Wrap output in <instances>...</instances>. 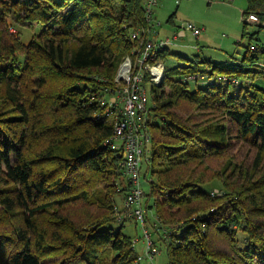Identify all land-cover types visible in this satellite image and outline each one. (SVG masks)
<instances>
[{
  "label": "trees",
  "instance_id": "16d2710c",
  "mask_svg": "<svg viewBox=\"0 0 264 264\" xmlns=\"http://www.w3.org/2000/svg\"><path fill=\"white\" fill-rule=\"evenodd\" d=\"M247 3L264 17V0ZM148 16L146 0H0V264H139L117 202L132 184L114 138L116 78L157 41ZM245 49L219 63L164 47L162 82L144 70L143 206L166 264H264V44ZM169 55L188 64L168 68ZM214 181L218 193L201 188Z\"/></svg>",
  "mask_w": 264,
  "mask_h": 264
},
{
  "label": "rangeland",
  "instance_id": "374dc122",
  "mask_svg": "<svg viewBox=\"0 0 264 264\" xmlns=\"http://www.w3.org/2000/svg\"><path fill=\"white\" fill-rule=\"evenodd\" d=\"M247 6L248 3L246 0V8ZM237 12L238 11L234 9L233 6L225 5L222 0H158V3L152 7V15L156 24V28L159 30L160 35L163 38H166L164 37L166 34L173 36L175 32L185 33V36L177 42L181 43V46L183 47V49L178 50L180 54L184 55V53H186L188 57L192 59L201 57L202 60L207 59L209 55H212V59H214V61H217L216 59L222 57V54L220 53L222 39L226 41L227 47L238 49V51L234 53L237 55L242 54L245 51V48L248 46L250 41L258 43L260 46H263L264 44V27H261L260 29L259 25L256 23H250L247 25L248 35H243V22L236 26L235 19ZM173 13V22H170L168 19L171 15H173ZM189 21L205 28L201 32L199 36L200 38H196L191 31L185 29V25ZM236 27L237 36L236 38H233L234 33H236ZM258 30L260 31L257 32ZM249 34H254L255 37L251 39ZM231 39H235L233 44H230L229 42ZM171 51L174 52L176 50L171 49ZM260 61L264 63V57L261 58ZM263 63L261 65L262 68H259L260 70L264 69ZM186 64H188V62L177 55H169L168 60L166 61V66L168 68ZM201 69L204 71L208 70V68L202 63ZM208 82L209 78L205 77L200 79L197 83L194 80H190V85L192 87H195L196 85L206 86ZM256 83H260L259 85L264 87V81L261 82L257 79ZM106 99L108 101H115L114 96L109 94L107 95ZM115 143L120 145L122 142L121 140H116ZM145 171L146 164H144L141 172L140 185L145 192H148L150 188L151 173L148 172L146 174ZM201 188L205 190H213L214 192L218 193L222 186L219 181H214L209 184L201 185ZM120 201L121 197L117 199V202L119 203L118 207L120 208L119 211H122L124 213L123 215H125L124 202L122 204ZM145 202L146 197L144 196V206ZM153 202L154 197L150 199V204H153ZM146 218L147 222L144 226L141 221H137L131 217H125V219H123V230L125 233L131 236L132 239H134L135 248L139 254L144 256L139 264H166L168 261L167 249L160 241V237L163 234V229L158 228L159 222L155 215V211L150 207L147 209ZM121 225L122 223L120 221L111 222L106 224L104 228L109 229L112 227L113 229H116L117 227L120 228ZM147 233L151 236V239L155 242L160 250L153 260H150L147 256H145Z\"/></svg>",
  "mask_w": 264,
  "mask_h": 264
},
{
  "label": "built area",
  "instance_id": "2783aa9c",
  "mask_svg": "<svg viewBox=\"0 0 264 264\" xmlns=\"http://www.w3.org/2000/svg\"><path fill=\"white\" fill-rule=\"evenodd\" d=\"M157 3L158 0H146L150 24L152 21V7ZM248 20L258 21L259 18L257 14L252 13L248 16ZM185 29L191 31L196 38L204 30L202 26L190 21L186 23ZM148 31L152 37L157 38L159 35L155 25L151 24ZM172 42L173 40L170 38L148 41L139 60L140 68L135 70L131 57L127 56L122 61L116 78L117 81H122L126 84L120 92L123 102L121 110L123 115L117 119L114 134L115 140H121L122 142L120 147L124 155V169L132 184L124 200L125 213L127 217L141 221L143 225H145L146 220V210L143 206L145 191L140 185V178L145 155L144 150L146 142L149 139L145 122L148 93L146 87L143 85L144 70L149 71L151 83L155 85L160 84L164 78L165 65L161 62H155L157 50L167 47ZM251 49H255V46L252 45ZM146 236L145 256L153 260L160 250L148 233ZM143 257L142 254H139L137 261L140 262Z\"/></svg>",
  "mask_w": 264,
  "mask_h": 264
},
{
  "label": "crops",
  "instance_id": "0c3cea01",
  "mask_svg": "<svg viewBox=\"0 0 264 264\" xmlns=\"http://www.w3.org/2000/svg\"><path fill=\"white\" fill-rule=\"evenodd\" d=\"M222 2L225 4V5H230V6H233V8L234 9H236L238 12H237V14H236V19H235V21H236V26L237 25H239L241 22H243V25H244V21L246 20L247 22H249V24L250 23H256L257 25H259V27H260V29H261V27H264V17H262V18H260L258 21H255V20H252V21H250V20H248V16L247 15H245L244 13H245V11H246V0H222ZM233 3H235V4H233ZM240 12H241V14H240ZM172 16H174V13H173V15H171L170 17H169V19H168V21H170V22H173L172 21V19H173V17ZM151 24L152 25H155L156 26V24H155V21H154V18H153V15H152V21H151ZM204 28V27H203ZM205 29V28H204ZM260 30H258L257 32H259ZM158 32H159V30H158ZM236 33H234V37L233 38H236V36H237V27H236V31H235ZM159 34V37H158V39H167V38H170V39H172L173 40V42L170 44V46L168 45L167 47H168V49H169V51L170 52H173V51H171V49H175L176 51H174L173 53H179L178 52V50H181V49H183V47L181 46V43H177L178 42V40H180L181 38H183L184 36H185V33L184 32H175V34L173 35V36H170V35H167L166 34V36H164V37H166V38H163L161 35H160V32L158 33ZM170 34V33H169ZM161 36V37H160ZM175 37H177L175 40H174V38ZM253 37H255V36H253ZM198 38H200V37H198ZM205 39H207V38H205ZM234 40L235 39H231L229 42H230V44H233L234 43ZM203 41H205V40H203ZM221 54H222V57H220V58H218V59H216L217 61H215V62H219V63H227L229 60H237V61H240L242 58H243V56H244V54H245V51H246V49H245V51L242 53V54H234L236 51H238V49H233V47H227L226 46V41H224L223 39L221 40ZM252 43H254V42H252ZM255 44V43H254ZM208 46V45H207ZM180 54V53H179ZM181 55H183V54H181ZM184 55H187L186 53H184ZM264 57V54H262V57L261 58H263ZM208 58H210V59H212V55H209V57ZM212 60H214V59H212ZM260 63L262 64L263 62L262 61H260ZM264 64V63H263ZM262 82L264 81L263 79H260ZM259 80V81H260ZM122 204H123V202H124V198H122L121 197V201H120ZM118 205H119V203H118ZM125 207V206H124Z\"/></svg>",
  "mask_w": 264,
  "mask_h": 264
}]
</instances>
